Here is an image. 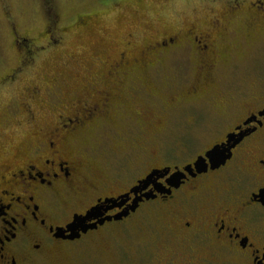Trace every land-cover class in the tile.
I'll list each match as a JSON object with an SVG mask.
<instances>
[{
    "label": "flooded vegetation",
    "instance_id": "flooded-vegetation-1",
    "mask_svg": "<svg viewBox=\"0 0 264 264\" xmlns=\"http://www.w3.org/2000/svg\"><path fill=\"white\" fill-rule=\"evenodd\" d=\"M99 20L96 12L81 15L75 28L91 30ZM201 23L142 46L129 34L133 58L122 53L70 93H64L60 77L49 80V86L36 84L18 110L7 111L0 126V264H29L55 252L82 264H264V126H257L253 115L264 109L256 103L262 100L256 85L260 81L242 75L231 80L234 85L220 74L234 53L264 40V0H230ZM52 29L47 24L45 40H54L47 36ZM12 31L17 48L20 40L27 47L29 38L21 39L14 26ZM28 51L40 54L35 48ZM189 67H194L192 72ZM167 68H176L175 75L185 84L170 104L158 106L157 98L170 90L168 83L142 90L136 76L154 85ZM17 76H8V81L13 84ZM45 86L48 99L41 98ZM35 102L48 105L41 109L46 114L39 115ZM201 103L214 113L215 125L207 126L200 115L184 118L183 134L167 135L160 143L175 110ZM18 112L24 114L23 122L17 121ZM198 128L213 141L200 152L189 135ZM238 128L255 130L232 149L224 166L196 176L185 172L227 143ZM108 129L113 140L105 136ZM93 139H98L95 147ZM161 146L171 160H162L166 155ZM179 150L194 158L178 165ZM178 171L187 178L172 186L168 181ZM156 172L162 174L147 188L140 185ZM132 173L135 180L129 181ZM133 189L137 195L121 210ZM101 206L110 212L99 220L110 221L76 240L68 232L58 236L76 216ZM112 211L118 215H110Z\"/></svg>",
    "mask_w": 264,
    "mask_h": 264
},
{
    "label": "rangeland",
    "instance_id": "rangeland-1",
    "mask_svg": "<svg viewBox=\"0 0 264 264\" xmlns=\"http://www.w3.org/2000/svg\"><path fill=\"white\" fill-rule=\"evenodd\" d=\"M229 2L230 0H0V126L3 125L7 111L12 108L18 110L21 104L27 101L29 89L36 84L49 86V80L60 77L61 81H65L64 93L80 90L86 85V80L90 81L102 69L109 68L108 63H112L122 53H126L128 59L133 58L132 52L135 50L127 47L129 34H133L136 44L142 46L154 37L173 33L196 21L202 27L201 22L208 21L212 11L218 13L224 4ZM93 12L99 14L100 20L96 25H92L91 30L75 28L74 21L78 16ZM56 20L58 24L54 25ZM47 24L53 28L47 36L51 34L54 40H45L43 37L42 33ZM13 26L21 39L29 38L27 47L24 45L22 48L23 40H20V48H17ZM59 35L65 39L59 40ZM32 48L40 54H30L28 50ZM182 65L186 68L184 61ZM226 65L220 74L227 77L228 83L236 85V82L231 80L242 75H249L260 81L256 85L262 92V100L256 103L258 107L264 105V40L245 45L240 53H234L232 60H227ZM185 68L183 74L190 77ZM193 68L187 70L192 72ZM174 71L176 68L163 69L161 77H157V80L153 75L156 82L154 85L150 84L146 77L143 79L136 76L143 82L142 90L161 88L163 82L168 83L170 90L164 97L157 98L158 106L170 104V97L177 96L176 91L181 90L182 84H185L179 82ZM18 73L20 76L11 84L8 76ZM250 86L247 85V88L250 89ZM47 93L45 86L42 88L41 98L48 99ZM47 106L46 103L35 102L39 115L46 114L41 109ZM205 107L201 103L194 109L185 106L175 110L167 119L169 125L167 129L165 126V136L162 135L160 143L168 139L167 135H181L187 127V124L183 123L184 118L200 115L201 121L207 126L215 125L214 113ZM17 116V121L23 122L24 114L18 112ZM112 131L108 129L106 138L114 139ZM189 135L194 136L192 138L198 143L195 148H199V152L213 142L209 141V137L200 128L190 130ZM6 139L15 141V138L10 136ZM94 139L91 142L92 147L98 144V139ZM161 149L166 155L162 160H171L170 154L162 146ZM188 154L183 150L178 151V165H185L194 158ZM92 165L96 166L98 162L93 160ZM138 173L144 174L141 170ZM128 180H135L133 173ZM128 184L131 185L132 182ZM76 259L67 253L55 252L41 259H34L29 264H82L77 262L81 260Z\"/></svg>",
    "mask_w": 264,
    "mask_h": 264
},
{
    "label": "water",
    "instance_id": "water-1",
    "mask_svg": "<svg viewBox=\"0 0 264 264\" xmlns=\"http://www.w3.org/2000/svg\"><path fill=\"white\" fill-rule=\"evenodd\" d=\"M256 120V119H255ZM252 122V120H249L245 125H248ZM240 131L239 133H232L228 136L227 143L223 145H219L214 147L212 150H210L205 157H200L194 166H188L185 168V172L189 174L190 176H196L197 174H203L206 173L209 168L212 170L219 169L220 167L224 166L226 162L231 158L232 156V149H234L242 140L243 138L253 132L255 129H247L245 131H242L241 128H238ZM159 174H162V172H156L152 173L150 176L147 177L144 181L140 182V185L147 184L149 185V182ZM168 174V173H167ZM187 178L186 174L184 172H176L171 177V185L172 186H178L175 185V183L181 184L183 180ZM132 193H135L137 195L136 190H132ZM114 203H117L115 201ZM99 208V207H95ZM94 209V208H93ZM92 209V210H93ZM90 210L86 216H76L74 218V221L72 224H70L66 230L61 229L59 231L58 236L61 238L66 237L65 234L68 232L70 236L68 237L70 240H76L81 238L82 234H87L90 230L97 229L99 225L103 224L105 221H110L112 218H107V220L100 221V217H96L93 211ZM93 215V220L89 221L87 219L88 215ZM122 216H125V214H120L118 217H115V219H121ZM94 221H97L93 223ZM75 226V227H74Z\"/></svg>",
    "mask_w": 264,
    "mask_h": 264
},
{
    "label": "snow or ice",
    "instance_id": "snow-or-ice-1",
    "mask_svg": "<svg viewBox=\"0 0 264 264\" xmlns=\"http://www.w3.org/2000/svg\"><path fill=\"white\" fill-rule=\"evenodd\" d=\"M253 115H254V117L256 119L257 126H264V109L260 110L258 113H254ZM163 175L164 176H167V173H164ZM168 182L170 184L171 183V180H169ZM160 183L163 184V181L161 180ZM144 187L147 188V184H145ZM133 196H134V193H130V195L128 196V198H126L123 201V203L120 205L121 210H123L124 207L126 205H128V203L130 202V200L132 199ZM92 211H93V213L95 214L96 217H103L106 213H109L110 212L109 208L103 207V206H101L99 208H94ZM110 215L117 216L118 214L116 212L112 211L110 213ZM87 219L89 221L93 220V215H90L89 214L87 216ZM262 259H264V258H262Z\"/></svg>",
    "mask_w": 264,
    "mask_h": 264
},
{
    "label": "trees",
    "instance_id": "trees-1",
    "mask_svg": "<svg viewBox=\"0 0 264 264\" xmlns=\"http://www.w3.org/2000/svg\"><path fill=\"white\" fill-rule=\"evenodd\" d=\"M121 1V0H120ZM107 9H103V11H106Z\"/></svg>",
    "mask_w": 264,
    "mask_h": 264
}]
</instances>
